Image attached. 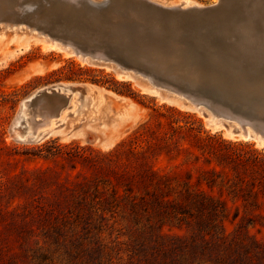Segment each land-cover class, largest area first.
Returning a JSON list of instances; mask_svg holds the SVG:
<instances>
[{"label":"trees","instance_id":"16d2710c","mask_svg":"<svg viewBox=\"0 0 264 264\" xmlns=\"http://www.w3.org/2000/svg\"><path fill=\"white\" fill-rule=\"evenodd\" d=\"M177 122L144 125L128 150L68 153V170L47 168L7 186L3 197L18 196L22 204L0 209V264L12 232L21 252L53 247L69 264H101L108 247L99 235L119 212L132 228L127 264H264V247L247 232L239 227L225 234V203L211 193L219 187L245 208L263 205L264 156L216 134L202 137L200 130L172 125ZM163 157L181 162L169 171L156 168ZM172 222L189 235L165 234ZM32 259L47 260L43 253Z\"/></svg>","mask_w":264,"mask_h":264},{"label":"rangeland","instance_id":"374dc122","mask_svg":"<svg viewBox=\"0 0 264 264\" xmlns=\"http://www.w3.org/2000/svg\"><path fill=\"white\" fill-rule=\"evenodd\" d=\"M173 1L175 0H162L164 3ZM193 1L205 7H212L219 0ZM11 3L14 6L16 1ZM3 7L4 5L0 4V20L5 18ZM180 16L188 17L187 13ZM192 31L195 35H199L195 29ZM166 40L168 41L169 38L167 37ZM228 41L232 40L228 38ZM181 48L165 56L166 62L175 75H184L192 80L194 78L189 72L191 67L185 60L189 55L184 51L183 46ZM206 55L204 59L209 62L208 59L211 57ZM113 72L82 63L73 54L47 49L34 35L16 36L5 32L3 37H0V192L2 191L0 209H3V212L13 211L22 204L18 196L3 197L5 188L16 185L20 178H32L38 171L52 167L68 170L66 155L76 150L87 155L108 153L119 146L122 150H128L132 148L130 142L134 135L137 132L142 133L144 125H154L157 120L163 123L178 121L177 124L172 125L193 128L194 133L200 130L202 137L216 134L224 141L241 143L264 156V147H258L253 140L244 141L236 136L231 137L230 129L227 128H214L204 111H191L163 101L159 96L145 93L132 80L118 79ZM194 77L196 79L203 76L199 74ZM59 84H85L92 89V94L88 93L89 103L82 105L81 97L75 96L74 93L71 97H74L75 102L72 100L71 108L65 109L60 117L54 119L55 125L50 127L44 138L36 142H23L14 138L11 126L13 122L15 126L22 103L31 99L34 93ZM40 93L32 99L34 101L30 100L27 104L28 111L38 105L48 106L50 103V108H54L57 104L59 97L54 93L50 91ZM97 94L100 95V99L97 98ZM257 114L264 117V110L258 111ZM222 123L228 127L227 122ZM180 162L181 159L172 162L163 157L155 162V166L169 171L173 165ZM192 162L193 160H190V163ZM198 163L202 165L203 160L200 159ZM190 166L195 176L196 171ZM185 178L186 176L182 174V180ZM211 193L225 203L226 212L223 219L225 234L231 235L240 227L242 232H247L264 247V204L245 208L239 199L228 195L224 190L221 192L219 187L213 188ZM131 230L126 214L119 212L110 219L108 226L99 235L100 243L108 247L101 264L108 263L106 261L108 258H111L112 264L129 262L131 256L128 245ZM3 232H5L4 225ZM163 232L169 236L189 235V231L184 226L174 222L166 223ZM9 245L1 254L3 264H37L38 262L32 258L41 253L47 258L44 264H69L64 255L53 251V247L48 251L43 249L34 254L32 251L21 252L18 249L19 237L14 232Z\"/></svg>","mask_w":264,"mask_h":264},{"label":"bare ground","instance_id":"6f19581e","mask_svg":"<svg viewBox=\"0 0 264 264\" xmlns=\"http://www.w3.org/2000/svg\"><path fill=\"white\" fill-rule=\"evenodd\" d=\"M12 1H16L14 6H12ZM84 2L94 8L85 6ZM0 4L4 5L3 14L5 16L3 20H0V37H3L5 32L16 36L34 35L43 42L47 49L73 54L82 63L92 65L87 57H99L102 52L101 50H95V52L83 50L74 43L76 39H82L83 36L86 42L99 43L105 38L110 39L113 45L107 46L114 51H124V45H130L138 50L152 52L164 58L170 52L182 49L181 46H183L184 51L192 57L204 59V55L207 54L212 58L208 59L209 62L205 65L210 78L220 80L235 77L241 79L243 82L239 84L238 91H242L245 97L256 98L255 93L260 92L259 88L264 87V0H219L210 8L193 0H175L170 3H164L162 0H0ZM105 6H109L111 11H108ZM133 8H137L134 10H137L140 16L139 21L134 17L130 18V12L126 13L127 10L131 11ZM121 11L124 14H121ZM186 13L187 18L180 16ZM105 18H107L105 22L107 21L112 26L110 27L113 32L111 29L106 31V28L102 27ZM130 20L135 25L129 24ZM143 24H149L152 31L151 44L145 40L143 35H140L143 34L141 28L138 30L132 27V25L141 27ZM156 27L169 38L168 41L164 38L162 43L161 37L155 32ZM192 29H195L199 35H195ZM58 30L67 31L69 38L57 37ZM107 32L112 33L113 36L109 38ZM228 38L232 41L229 42ZM114 43H117V46ZM102 45L106 46V44ZM187 65L191 67L189 72L194 82L203 83L205 80H211L207 77L195 79L194 76L200 74L203 66L191 63ZM106 69L115 72L112 65H107ZM115 74L118 79L132 80L122 78L123 76L116 72ZM248 79L262 84L261 86L253 84L251 89H247L249 82L245 80ZM132 81L145 93L159 96L163 101L191 111H204L214 128L230 129L231 137L236 136L244 141L253 140L258 147H264V139L257 134H264L260 124L235 111L236 109L246 113L250 111L242 107L239 99L225 97L198 99L197 101H200L205 108L193 110L187 106L183 107V102L178 98L164 96L153 90L145 80ZM54 88L57 91L51 92L59 97L54 108H50L49 103L48 106L47 104L38 105L28 111L29 101L38 93L41 94L43 89L22 103L20 114L13 126L17 139H37L38 141L44 138L50 127L55 125L54 119L60 117L65 109L71 108L72 100L75 102L71 95L75 93V96L81 97L82 105H87L89 103L88 93L92 94V89L85 84H59L54 85ZM47 95L50 94L47 93ZM99 97L100 95L97 94V98ZM222 122L224 124L227 122L228 127Z\"/></svg>","mask_w":264,"mask_h":264},{"label":"water","instance_id":"95a60500","mask_svg":"<svg viewBox=\"0 0 264 264\" xmlns=\"http://www.w3.org/2000/svg\"><path fill=\"white\" fill-rule=\"evenodd\" d=\"M85 6L89 8H94L92 5L88 4L87 2H84ZM74 6V5H73ZM108 11H111L109 6H105ZM210 8V7H208ZM97 9V8H96ZM137 8H133L131 11L127 10L126 13H129L130 18H133L135 20H140V17L137 14V10H134ZM95 11V10H94ZM98 12V11H97ZM101 14V13H99ZM121 14H124L123 11H121ZM149 15V14H148ZM101 16V15H99ZM127 16V15H126ZM107 18L103 20L102 27L106 28V31L111 29L113 32L112 26L107 23ZM102 22V21H101ZM129 24H134L132 20L128 21ZM147 23V22H145ZM59 25V24H58ZM135 25V24H134ZM132 27L137 28L138 30L141 28L143 32V37L145 40H148V43L151 44L152 38V31L150 30L149 24H143V26H134ZM111 26V27H110ZM57 30V29H56ZM137 30V31H138ZM154 30V29H152ZM64 30H58V33L56 34L57 37L60 38H69V33L67 31L63 32ZM105 31V30H104ZM154 32V31H153ZM155 32L161 37V40L164 38L166 39L167 36L162 33V30L158 27L155 28ZM109 38L113 36V34L108 33ZM141 37V36H140ZM85 37L83 36L82 39H76L77 41H74L75 44H77L80 48L83 50H89L91 52H95V50H101V56L89 58V63L98 66L100 68H106L107 65H112L113 69L117 74H121L120 76H123L122 78H129L132 80L136 79H142L145 80V82L157 92L161 93L162 95H167L168 97H176L179 100L183 102V107H190L193 110L198 108H205L204 105L200 104V101H197L198 99H214V97H225V98H235L239 99L240 102H242V107L250 109L249 113H246L242 110L236 109L235 111L240 112L241 116L245 118H249L250 120L260 124L261 129L264 131V117L260 116V114H257V112L264 110V87L259 88L260 92H256L255 96L256 98L251 97H245L244 94H242V91L239 90V84H241L243 81L241 79H237L235 77L229 78L226 77V79H216V78H210V76L207 75L205 65L208 63L203 58L198 57H192L189 55L188 59L186 60V63L191 64H197L196 66H203L201 69L200 75L203 77H207L211 80H205L203 83L200 82H194L187 78L184 75H175L171 67L167 64L166 58L162 57L161 55H154L152 52H144L141 49L138 50V48H135L130 45H124L125 50L124 51H114L110 49L107 45H113L111 40L105 38L104 40H100L99 43L91 42V41H84ZM83 40V41H82ZM162 40V43H163ZM80 41V42H79ZM102 44H106L102 45ZM117 46V43H114ZM119 46V45H118ZM133 52V53H130ZM135 78V79H134ZM249 82V86L247 89H251V86L253 84H258L253 82V79L245 80ZM262 83L258 84L261 86ZM54 85L44 88L43 91H54ZM244 97V98H243ZM27 102V101H26ZM239 113V114H240ZM14 122L11 126V132L14 138ZM260 134V137L264 139L263 133H257ZM17 139V138H16ZM23 142H36L37 139H18Z\"/></svg>","mask_w":264,"mask_h":264}]
</instances>
